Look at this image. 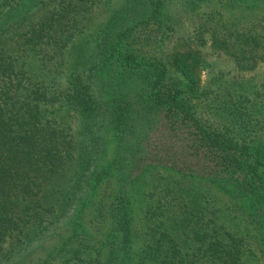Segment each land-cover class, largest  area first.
<instances>
[{
  "label": "trees",
  "instance_id": "trees-1",
  "mask_svg": "<svg viewBox=\"0 0 264 264\" xmlns=\"http://www.w3.org/2000/svg\"><path fill=\"white\" fill-rule=\"evenodd\" d=\"M226 1L168 46V0H0V264H261L264 0Z\"/></svg>",
  "mask_w": 264,
  "mask_h": 264
},
{
  "label": "rangeland",
  "instance_id": "rangeland-1",
  "mask_svg": "<svg viewBox=\"0 0 264 264\" xmlns=\"http://www.w3.org/2000/svg\"><path fill=\"white\" fill-rule=\"evenodd\" d=\"M253 1V0H250ZM214 8L219 9L220 12L225 14H230L232 16H237L239 14L237 8L232 3L227 2L226 0H168L165 6L166 14L171 18V21L174 24V30L171 32V38L167 41V45L170 46L178 36H183L190 31H194L195 27L203 25L207 18ZM215 13V12H214ZM216 14V13H215ZM205 37L207 34L204 33ZM209 44V43H208ZM202 52L205 53L206 59L212 64L211 68L208 70H203L201 72V83L212 78L213 75L221 69H229L232 73L231 61L229 62L222 52L215 50L214 48L209 47L208 45L202 49ZM264 70V68H262ZM261 70V72H263ZM69 110L68 108H64ZM73 125L75 129L79 128V119L78 115L74 114L73 116ZM107 138V135H106ZM110 156V154H109ZM209 188L205 183H203V192L208 191ZM210 195L213 197L214 205L217 206L221 211V221L226 226L231 227L230 229L236 230L237 233L243 235L246 232V229L249 228L247 223L241 213H239L234 207V202L224 193L220 192L216 188L210 190ZM135 214L138 215L137 210ZM136 215V218L138 216ZM140 226V223H137ZM250 232H252L250 230ZM140 239L136 240V247L140 245ZM252 246L255 250L257 258L261 264H264V259L259 256L257 246L254 244V240H251Z\"/></svg>",
  "mask_w": 264,
  "mask_h": 264
}]
</instances>
